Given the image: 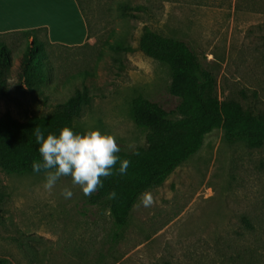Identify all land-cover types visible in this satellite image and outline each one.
<instances>
[{
    "label": "rangeland",
    "instance_id": "1",
    "mask_svg": "<svg viewBox=\"0 0 264 264\" xmlns=\"http://www.w3.org/2000/svg\"><path fill=\"white\" fill-rule=\"evenodd\" d=\"M81 1L91 25L87 43L49 46L53 90L0 97V115L24 121L51 114L87 84L92 100L75 126L114 135L127 151L146 146L133 98L143 95L170 112L180 99L169 91V66L139 49L145 26L186 41L213 74L219 99L264 113V0ZM121 3L133 16L121 15ZM47 34L40 37L48 41ZM119 38L133 50L114 55L107 42ZM24 42L7 39L14 65ZM10 79L14 89V74ZM44 183V173L0 168V257L8 264H264V145L230 143L221 128L147 190L153 206L138 199L120 236L107 199L91 203L70 176L51 191Z\"/></svg>",
    "mask_w": 264,
    "mask_h": 264
},
{
    "label": "trees",
    "instance_id": "2",
    "mask_svg": "<svg viewBox=\"0 0 264 264\" xmlns=\"http://www.w3.org/2000/svg\"><path fill=\"white\" fill-rule=\"evenodd\" d=\"M76 1L89 32L86 42L81 45L84 46L89 40L91 25L82 1ZM129 9L125 3L119 5L123 17L133 16ZM42 31L47 34L48 27L0 33L1 98L13 99L14 91L22 93L28 90L43 94L45 89L53 90L48 48L53 43L40 37ZM13 36L25 39L15 65L7 43V39ZM107 47L119 56L133 50L131 44L120 38L114 42L108 41ZM139 49L169 66L172 72L169 91L180 102L175 111L170 112L143 95L132 100V117L140 127L148 130L147 144L132 151L121 148L117 155L121 160L128 159L131 162L127 173L102 178L103 187L90 199L94 204L102 199L108 200L116 236H120L128 226L132 209L140 196L164 183L178 166L199 151L206 135L214 129L221 128L230 143L243 142L251 147L264 145V113L255 114L232 98L219 99L213 74L203 66L186 41L165 36L145 26ZM13 74L17 80L14 89L10 83ZM91 100L90 88L84 84L51 114L33 115L24 121L14 118L10 113L0 115V168L8 174L36 173L32 164L34 161L42 162V156L33 130L39 126L45 130V137L49 133L59 135L64 127L79 134L87 132L75 126L74 121L82 116ZM118 168L119 162L114 173ZM113 190L117 194L116 198L109 199L108 195ZM244 220L250 224L247 217ZM0 264H8V261L0 257Z\"/></svg>",
    "mask_w": 264,
    "mask_h": 264
},
{
    "label": "clouds",
    "instance_id": "3",
    "mask_svg": "<svg viewBox=\"0 0 264 264\" xmlns=\"http://www.w3.org/2000/svg\"><path fill=\"white\" fill-rule=\"evenodd\" d=\"M36 142L39 144L41 161H34L33 171L45 174L44 188L51 191L57 181L64 176L72 178L73 186H79L85 196H91L103 187V179L114 174L125 175L130 166V160H121L117 155L121 148L116 138L111 134H103L99 130L75 133L71 128L64 127L59 135L49 133L37 126L33 130ZM119 168L114 173L115 166ZM62 195L69 199L73 192L65 188ZM115 190L108 195L109 199L116 198ZM144 207L156 203L151 192L145 191L140 197Z\"/></svg>",
    "mask_w": 264,
    "mask_h": 264
},
{
    "label": "crops",
    "instance_id": "4",
    "mask_svg": "<svg viewBox=\"0 0 264 264\" xmlns=\"http://www.w3.org/2000/svg\"><path fill=\"white\" fill-rule=\"evenodd\" d=\"M8 2L9 4L15 5V0H0V33L48 27L47 37L48 40L53 44L56 43L67 46H77L84 44L87 40L89 34L87 23L76 0H71V2L75 7L80 24L74 30V39L72 40L66 39L62 33L58 32L51 21L40 18L37 19L35 16L32 17L31 15H15L13 8L9 6ZM24 19L27 20V22Z\"/></svg>",
    "mask_w": 264,
    "mask_h": 264
},
{
    "label": "bare ground",
    "instance_id": "5",
    "mask_svg": "<svg viewBox=\"0 0 264 264\" xmlns=\"http://www.w3.org/2000/svg\"><path fill=\"white\" fill-rule=\"evenodd\" d=\"M9 6L13 8L15 15H31L37 19L51 21L55 29L66 39H74V30L80 24L71 0H15V5Z\"/></svg>",
    "mask_w": 264,
    "mask_h": 264
}]
</instances>
